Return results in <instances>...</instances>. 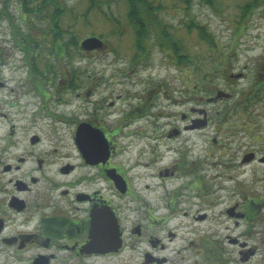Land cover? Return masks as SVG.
<instances>
[{"label":"flooded vegetation","instance_id":"1","mask_svg":"<svg viewBox=\"0 0 264 264\" xmlns=\"http://www.w3.org/2000/svg\"><path fill=\"white\" fill-rule=\"evenodd\" d=\"M29 80L42 105L14 103L21 117L9 118L8 130L0 133V264H264V109L249 110L264 102V86H257L262 83L251 80L238 90L235 78L189 83L181 73L177 92L192 105L166 116L155 111L160 96L176 102L165 81H149L118 119L97 114L106 101L99 96L94 113L70 121L72 154L60 161L50 158L57 149L43 146L49 98ZM99 84L91 79L89 97L103 94ZM29 106L36 109L29 113ZM163 117L168 122L159 124ZM134 124H140L133 133L138 142L152 150L145 168L160 160L154 151L158 140H179L160 155L173 154L172 162L154 178L192 179L166 191L162 205L144 195L150 186L138 189L118 162L120 139ZM191 134L200 144L196 160L188 157ZM124 207L134 216L130 225L121 215ZM110 220L117 225L113 235ZM211 222L217 229L205 230Z\"/></svg>","mask_w":264,"mask_h":264},{"label":"rangeland","instance_id":"2","mask_svg":"<svg viewBox=\"0 0 264 264\" xmlns=\"http://www.w3.org/2000/svg\"><path fill=\"white\" fill-rule=\"evenodd\" d=\"M2 1L0 0V10L3 7ZM76 1L70 0V3ZM8 9L13 15V21L22 25L23 29H26L25 22L21 20L22 12L18 8V3H9ZM193 12L196 19L205 23L222 45L229 47L236 37V25L233 21L236 9L233 5L230 10L225 9L223 12H216L212 7L197 1L193 6ZM262 57H264V6L255 12L249 27L241 34V39L238 42L232 61V68L234 69V74H245V76L243 77L242 75L241 78L235 79L238 82L233 84L234 88L242 90L250 84L256 72L257 63L260 62ZM41 58V55L37 57L38 64H44ZM80 58L82 59L77 64L81 63L82 67L89 70L94 79L100 80L99 90L103 91L102 95L96 92L95 95L89 97L87 95V86L77 88L74 91L65 90L61 93L57 91L55 86L47 87L51 93L44 88L38 87V89L43 90L46 97L51 95L45 103V109L43 110L44 125L41 130L44 138V149L46 151L51 148L57 149L56 154L50 157L51 159L60 161L69 159L67 157L72 154L73 129L75 127L70 121L73 118H88L94 113V103L100 98L99 96L104 97L106 101L103 105L104 111H98L97 114L105 115V113H108L111 115L110 119H118L121 116L120 111L125 109L130 102L137 103L138 100L135 97L145 93L150 86L149 81L151 80L159 83L161 81L167 82L171 86L172 98L176 99V102L170 101L166 96H160V98L156 99L155 111L163 113V116L185 112L192 105H186L185 96L180 99L177 91L181 89V84L178 82L181 73L163 58L160 51L154 50L152 57L148 61L149 65L137 69H132L129 66V57L124 54L122 56L120 53L117 54L107 40L102 50L85 52V57ZM26 65L25 54L13 35L11 21L4 16L0 19V116L4 113L7 117L0 118V133L8 130L10 125L8 123L9 118L19 119L21 117L20 115H15L17 107L12 106L14 103L23 107L27 104L37 105L38 107L42 105L41 93L29 80ZM120 96L121 99L118 100ZM190 99L189 97L187 101H191ZM111 101H116L114 107L110 106ZM261 106H264V102L251 105L249 110L259 113L260 108L264 109ZM34 109H36V106H29V113ZM55 115L59 117L55 118ZM168 119L169 122L164 117L160 118L158 123H171L175 120V117L172 116V118ZM25 124L24 121L19 123V125ZM139 125L134 124L125 129L126 135L120 139L123 145V152L119 156L118 162L127 168L128 175L135 181L138 189H141L146 183L150 186L148 191H142L144 195H147L151 201L157 202L158 205H162L165 201L162 195L166 191L176 189L183 185V182H190L192 178H181L173 181H160L158 178H154L160 169L172 162L173 154H165L163 158H160V155L172 146L180 145V143L178 139H172L170 142L165 138H163L164 140H158L154 151L160 160L154 166H151L150 169L145 168L146 161H149V155L152 150L148 149V147L146 148L143 142H138L137 136L133 134ZM128 134H131V136H127ZM189 137L191 139L189 140L190 153L188 157L190 160H196L200 149V144L197 141L198 137L195 134H191ZM183 139H181V142ZM130 168L133 169L130 170ZM49 175L54 176V173H49ZM58 181L62 182L63 180ZM187 192L189 195L193 193L190 189ZM191 204L192 201H189V206ZM182 207L185 208V206ZM121 215L125 223L130 225L129 222L134 216L128 210H125V207L122 209ZM204 228L205 230L217 229V225L215 222H211L210 224H204Z\"/></svg>","mask_w":264,"mask_h":264},{"label":"trees","instance_id":"3","mask_svg":"<svg viewBox=\"0 0 264 264\" xmlns=\"http://www.w3.org/2000/svg\"><path fill=\"white\" fill-rule=\"evenodd\" d=\"M197 1L216 12L230 10L232 5L236 9L233 20L236 37L229 47L222 45L208 26L196 19L193 6ZM2 2L0 19L4 16L10 19L13 35L25 54L27 65L31 67L30 78L47 91V87L55 86L59 93L88 87L91 79H94L88 69L82 67L81 63L77 64L82 59L80 57H85L82 41L91 36L100 37L105 43L109 41L117 54L128 56L132 69L148 66L156 50L169 64L180 70L189 83L234 79L232 61L241 34L249 27L255 12L264 6V0ZM11 2L18 3L26 29L13 21L8 9ZM39 55L44 64L37 63ZM252 80L263 84L254 86H264V82H261L264 81V57L257 63ZM250 96L258 97L256 93Z\"/></svg>","mask_w":264,"mask_h":264},{"label":"water","instance_id":"4","mask_svg":"<svg viewBox=\"0 0 264 264\" xmlns=\"http://www.w3.org/2000/svg\"><path fill=\"white\" fill-rule=\"evenodd\" d=\"M103 46H104V41L100 37H97V36H91V37L85 38L82 41V47L87 51L95 50V49H101V48H103ZM240 76H241V74L236 75V77H240ZM82 128H83V126L80 127L79 131ZM84 138L86 140H88L85 137V135H84ZM108 228L110 230V235H113V234H115V231L117 230V225L115 224L114 221L110 220ZM114 238L117 239L116 236H114Z\"/></svg>","mask_w":264,"mask_h":264}]
</instances>
